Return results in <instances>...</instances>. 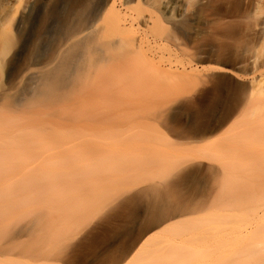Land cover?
I'll return each mask as SVG.
<instances>
[{
	"label": "rangeland",
	"instance_id": "374dc122",
	"mask_svg": "<svg viewBox=\"0 0 264 264\" xmlns=\"http://www.w3.org/2000/svg\"><path fill=\"white\" fill-rule=\"evenodd\" d=\"M15 4L0 31V264H106L114 249L124 264H264V0L157 12L150 44L144 0ZM81 84L91 94L48 105ZM224 171L230 204L145 225L212 196Z\"/></svg>",
	"mask_w": 264,
	"mask_h": 264
},
{
	"label": "bare ground",
	"instance_id": "6f19581e",
	"mask_svg": "<svg viewBox=\"0 0 264 264\" xmlns=\"http://www.w3.org/2000/svg\"><path fill=\"white\" fill-rule=\"evenodd\" d=\"M137 1H141V0H137ZM144 1L149 4V6L152 8V10L148 11V13L143 14L141 16V18H140L141 19L140 20V24L143 26V30L146 33V34L144 33L143 37L139 38V43L140 44H143V43H149L150 44V40L148 39L149 35H147V34H150L151 33L150 31H152L156 27L155 25H156V22L158 20V17L156 15L157 12L162 13L163 15H165V16H167L169 18L178 19L180 16L185 14L190 9V5H191V0H144ZM254 2H255V7L258 8L260 6L261 0H254ZM15 5H16L15 4V0H0V31L3 28L4 24H6V23H8L9 21L12 20V14H15V10L18 8V5L17 6H15ZM97 18H98V15L95 18V20ZM79 33H83V30H81ZM127 41L128 40H125V41L122 40V44H123V42L125 44H127L129 42V41L128 42ZM125 44H123V45H125ZM117 55H113L112 56V63L114 65H118V68L120 67L119 68L120 70H118V71L121 72L125 68V66H124L125 65V59L124 58L126 57L125 56V52L122 53V52L118 51ZM102 68L103 67L96 68L97 71H94L95 74L97 73V74H99L101 76L102 75L103 76H110V75H108V73H109L107 71L108 69L106 67H104L106 70L102 69ZM97 74L96 75L90 74V75L97 76ZM82 85L83 84L80 85L81 89L80 88L78 90L77 89H75V90L73 89L72 90L73 92L71 90H69V91L63 93L62 100L58 99L56 101L55 100L54 101H50L48 105L51 108H56L58 111L65 110L67 108V106L74 99L73 96L76 94V97H77V94L79 93V91L81 92V91L84 90L82 87L88 89V86L86 87V84L84 86H82ZM88 90H84L83 92H85V91L88 92ZM72 94H74V95H72ZM90 94H91V91H90ZM70 97H72V98H70ZM76 99H74V101ZM69 100H70V102H69ZM68 102H69V104H68ZM5 109H7V106L4 103H2V105L0 106V118L2 116H4V110ZM218 136H220V135H218ZM206 142H208V141H206ZM1 143L3 144V142H1ZM0 156H2V157L6 156V147L5 146L0 147ZM0 159H2V158L0 157ZM4 159H5V157L2 159V161ZM153 161L155 162V160H153ZM3 163L5 164V162H2L1 164H3ZM1 166H4V165H1ZM176 166L177 167L174 166L175 167L174 170L175 171H177V170L179 171V167L180 166H178V165H176ZM3 172H4V169H2V173ZM220 175L221 174L219 173V176ZM226 175L227 174L224 171L222 173V175L219 177V179L217 180V183H216L215 186H218V187H216L215 193L212 196H210L209 198L197 203L194 206L191 205V206H188V207H186L184 209H180V210L179 209H174V210H170V211H165V213L163 212V214L151 215V217H149V219L145 223V225H148L149 227H151V226L156 224L158 226V224L166 222V221H168V220H170L172 218H176L177 216H180V217L193 216L197 212H203V210H205V209H207L209 207H221V205L223 206V204H225L224 206H226L227 204H230L229 201H226V200H224V198L221 197L222 190L219 189L220 188L219 182ZM1 176H3V174H1ZM3 182H4V179H3ZM160 183H163V182H160ZM159 185L160 184L158 182L150 183V184H148V186L146 185L147 188L145 190H147L148 188L155 190V189H157L156 187H158ZM169 185H172L174 187L175 183H170ZM143 191H144V189H143ZM118 215H121V213L118 212ZM166 227L167 226H165L163 230L154 233L150 238L146 239L145 242L138 249L137 254H140V253H143L145 251L150 250V247H149L150 243L149 242H151L155 237H157L159 234H161L165 230ZM5 248H8V247L5 246ZM10 248H12V247L10 246ZM19 249L21 250V248H19ZM9 250L11 251V249H9ZM135 258H136V256H133L129 260L132 262ZM129 260H128V262H129ZM131 262H129V263H131Z\"/></svg>",
	"mask_w": 264,
	"mask_h": 264
},
{
	"label": "snow or ice",
	"instance_id": "6c2138e0",
	"mask_svg": "<svg viewBox=\"0 0 264 264\" xmlns=\"http://www.w3.org/2000/svg\"><path fill=\"white\" fill-rule=\"evenodd\" d=\"M81 2H84V0H81ZM124 203L123 200L119 201L115 206L113 210H119L120 206ZM114 259H112L109 262H106V264H124V260L121 256L119 249H114L112 253Z\"/></svg>",
	"mask_w": 264,
	"mask_h": 264
}]
</instances>
